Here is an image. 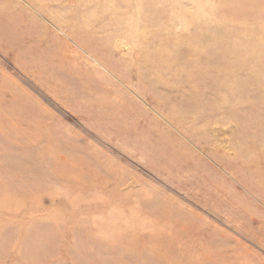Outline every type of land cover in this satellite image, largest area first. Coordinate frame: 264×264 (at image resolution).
<instances>
[{"label": "rangeland", "instance_id": "rangeland-1", "mask_svg": "<svg viewBox=\"0 0 264 264\" xmlns=\"http://www.w3.org/2000/svg\"><path fill=\"white\" fill-rule=\"evenodd\" d=\"M0 264H264V0H0Z\"/></svg>", "mask_w": 264, "mask_h": 264}]
</instances>
